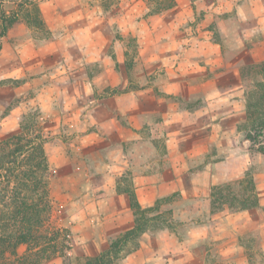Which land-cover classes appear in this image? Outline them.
Masks as SVG:
<instances>
[{
    "label": "rangeland",
    "instance_id": "rangeland-1",
    "mask_svg": "<svg viewBox=\"0 0 264 264\" xmlns=\"http://www.w3.org/2000/svg\"><path fill=\"white\" fill-rule=\"evenodd\" d=\"M251 1L0 0L20 19L0 39V144L38 114L52 210L42 233L65 230L70 246L38 263L40 239L13 263L86 264L139 208L143 231L106 264H264V127L249 109L264 36L244 34ZM83 197L79 232L107 235L98 256L103 244L76 245L65 226Z\"/></svg>",
    "mask_w": 264,
    "mask_h": 264
},
{
    "label": "trees",
    "instance_id": "trees-1",
    "mask_svg": "<svg viewBox=\"0 0 264 264\" xmlns=\"http://www.w3.org/2000/svg\"><path fill=\"white\" fill-rule=\"evenodd\" d=\"M19 20L18 14H7L0 9V39L5 38ZM257 73L264 75V70L260 69ZM253 97H256L255 103H251L249 109L260 110V117L254 119V122L259 121L260 126L264 127L263 82H257ZM37 117L38 114L23 116V121L28 120L29 123L21 125L22 134L0 144V184H4L0 190V264H15L9 256L16 257L20 246L34 243L38 248L40 239H49L48 234L42 233L52 211L47 183L49 161L44 147L46 139L38 127ZM139 210L135 227L114 241L109 250L94 259H88L86 264H106L112 254L120 252L121 245H126L129 240L141 234L140 218L144 213ZM63 232L65 230L53 231L50 243L38 249L35 254L38 263L54 256H65V249L68 250L70 246H66L67 238L59 243Z\"/></svg>",
    "mask_w": 264,
    "mask_h": 264
},
{
    "label": "crops",
    "instance_id": "crops-1",
    "mask_svg": "<svg viewBox=\"0 0 264 264\" xmlns=\"http://www.w3.org/2000/svg\"><path fill=\"white\" fill-rule=\"evenodd\" d=\"M251 1V0H250ZM254 0H252V4L254 5ZM259 4V7H257L256 5ZM248 15V14H247ZM245 18V16H244ZM247 30V33H245V31ZM244 34L245 35H249V36H264V0H257L256 4L252 7L251 9V14H249L247 16V27L246 29L244 28ZM264 60V59H263ZM74 122V121H73ZM75 124H77V122H75ZM74 145V144H73ZM90 195V194H88ZM86 197H83V199L81 198L80 202H73L71 200L69 207H68V212H69V217L71 216V218H67L65 219L66 222V227L71 228L72 230V238L75 240L76 245H78V243H97V244H103V246H101L98 251L93 252L92 254H89L90 256H98L100 250H104L106 249V243L104 242V239H107V235H98L96 239H90L89 237V233L87 231V233H80V225L82 222V218L79 214H75L74 211L76 209L80 210L81 212L83 211H87L88 215H91L92 213V209L90 208V206L86 207L85 206V201ZM84 203V205H83ZM98 205L100 206V203H98ZM87 208V209H85ZM108 210L111 211V215L109 216V218L107 219V221L105 223H108L111 225V229H112V236L115 235V228H117L118 226H121V220L119 218H117L116 215V211H117V207L112 206V207H108ZM85 212V213H87ZM92 218V217H90ZM92 220V219H91ZM100 222V225L104 224V222H102V220L99 218L98 219ZM90 223V221H88L87 225ZM91 226L89 225L88 228H90ZM83 228H87V226H83ZM85 232V230H84ZM77 248H75L76 250Z\"/></svg>",
    "mask_w": 264,
    "mask_h": 264
}]
</instances>
